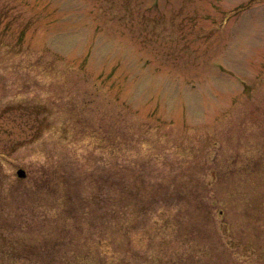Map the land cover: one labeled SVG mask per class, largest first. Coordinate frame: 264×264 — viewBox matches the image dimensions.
Masks as SVG:
<instances>
[{"label":"rangeland","instance_id":"rangeland-1","mask_svg":"<svg viewBox=\"0 0 264 264\" xmlns=\"http://www.w3.org/2000/svg\"><path fill=\"white\" fill-rule=\"evenodd\" d=\"M109 159L133 164L107 171ZM91 174L161 186L155 222L99 244L106 223L86 217L107 206L84 204ZM261 188L264 0H0V264H195L199 242L218 248L210 262L253 264L264 256L230 237L264 248V228L237 225ZM195 196L208 220L185 206Z\"/></svg>","mask_w":264,"mask_h":264},{"label":"trees","instance_id":"trees-1","mask_svg":"<svg viewBox=\"0 0 264 264\" xmlns=\"http://www.w3.org/2000/svg\"><path fill=\"white\" fill-rule=\"evenodd\" d=\"M104 129H105L104 134L106 137L105 136L104 138L101 137L99 141L103 142L107 140L109 142L108 146L110 145V143L115 145V147H110L112 151L111 153L115 155L117 158H119L120 157L119 151L121 147L120 139H122V136L119 135L120 137H118L117 135H114V136L110 135L109 134L110 129L108 127H105ZM108 146H105V147L108 148ZM117 163L119 162H114L111 159H109L105 164L107 171L111 170L114 172L115 171L123 172L127 168L126 163L129 165L133 164V162L130 163L126 159L125 161H123L124 166L122 165L116 166ZM91 173L95 175L93 171H91ZM92 174L90 175V178L91 177L93 178ZM136 180L140 181L138 178H136ZM136 180L134 179L132 180L131 178H128L125 181L121 180L115 183L112 181L109 182L106 180L102 182L103 184H101L100 182H97V183L94 182L96 181V179L94 178L92 179V181H90V185H94V188H92L93 191L91 193V196L89 198L87 197L83 199L84 204L88 205L89 209L92 206V204H96L98 208L102 207L100 206L101 205L100 202H104L105 205L107 206L106 209L104 208V212L102 213H96L94 210L90 209L86 217V221L88 223L90 222L89 226H92L102 221V223L99 226H97L99 228L97 232H100L104 226V223H106L105 230L100 232V234L98 235L99 244L104 242V245H107L113 248V243L116 242V246L121 247L118 244H120L123 241L122 239L123 237H125L130 227L131 229L136 228L145 219H149L151 220V222H155V220L151 218V215L154 216L156 210L152 209L151 214H146V211L151 209V205L154 206L156 202H159V198L156 197V193H157L156 189L157 187H161V186L155 184L150 189L149 187L147 188V186L141 188V185L139 183H136ZM63 183L66 184L65 195H61L60 197L65 196L64 200L62 199L61 200L62 203H58V206H56V208H53L54 210L51 214V216H53L54 214L55 215L57 214L56 216H59L58 219L64 217V214H66L65 212H67L68 206L71 202V197H70V194H68V189H67V180H65ZM104 188H107L109 190V194L108 193L105 194L104 191L102 192ZM114 190H115V195H113ZM253 191L255 195H253L252 198H249V201L245 200L246 217L245 219H242L241 221H239L237 224L238 229H239L238 232L240 233L242 231H248V230L255 231L256 229L259 230V229L264 228V188H261L262 192L258 193V196L256 195V190L253 189ZM195 199L198 201L196 202V204L192 203V198H185L184 199L185 206L188 203L190 205H196L197 207L201 208L202 218H204L205 220H208L210 217V212L205 211L206 208L208 207L207 203H205L206 201H203V198H199L197 196H195ZM237 200L242 201L243 200L242 196L238 195ZM222 207L223 208H220L218 210V214H220L221 216H224V214H226L224 210L225 206H222ZM73 210L74 209H72V211ZM69 212H70V209H69ZM81 214L84 215L85 213L83 214L80 212L77 218L80 219ZM73 216L76 217V215L74 214ZM161 218H162V221L166 224V219L168 217H166V215L165 216L161 215ZM196 221L198 220L192 218L191 222L194 225ZM239 224H240V227H239ZM175 225L177 226V224ZM249 225H251L253 228H250ZM178 229H179V225H178ZM230 238H232V242L238 243L237 245H240L241 247L248 246L251 252L253 251L254 253H256V255L264 256V248L259 247L255 244H252L249 241L240 243L241 241L240 239L236 238L234 240V237H230ZM94 246L96 247V245ZM24 247L27 249L28 252L30 251L34 253L35 251L33 249L29 250L27 245H25ZM216 249L218 248H211V247L209 248V246H207L206 244H202L201 242H199V245L195 244L194 247H192V253H188L189 255L187 258L192 259V258H198V256H200V259H198L195 264H210V263L211 264H226V262L223 259V256L220 257L219 259H216L219 262L209 261L210 257L214 255L213 253L216 251ZM10 250L13 254L17 252L15 247L12 245V243L10 244ZM85 253L87 256L91 255V254L88 255L89 253L88 251H85ZM193 253H196V255H193ZM78 257H81V256L79 255ZM107 257L111 259L110 263H112L113 259L115 260L113 261V263L117 262L118 264H120L121 262L119 261V258L115 256V254H111L110 256L108 255ZM233 259L236 262L239 261L238 258H233ZM96 261L97 262H95V264H105L108 262V260L103 261V258L101 261H99V259H96ZM236 262L232 260V264H236ZM263 263H264V258L254 260L253 264H263ZM146 264H163V262L159 258L158 261L156 262L148 260ZM165 264H177V263L176 261H174L173 263V261L168 260L166 261Z\"/></svg>","mask_w":264,"mask_h":264},{"label":"water","instance_id":"water-1","mask_svg":"<svg viewBox=\"0 0 264 264\" xmlns=\"http://www.w3.org/2000/svg\"><path fill=\"white\" fill-rule=\"evenodd\" d=\"M16 175H17L18 178L22 179V178L25 177V171L23 169H18L16 171Z\"/></svg>","mask_w":264,"mask_h":264}]
</instances>
